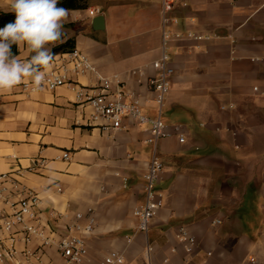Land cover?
I'll return each instance as SVG.
<instances>
[{"label": "crops", "instance_id": "1", "mask_svg": "<svg viewBox=\"0 0 264 264\" xmlns=\"http://www.w3.org/2000/svg\"><path fill=\"white\" fill-rule=\"evenodd\" d=\"M184 1L172 30L211 39L170 43L175 72L163 110L170 136L158 145L163 207L147 234L138 231L134 212L145 201L143 176L153 151L148 126L126 119L122 129L103 131L67 86L32 92L22 83L0 93V174L34 189L45 217L50 209L70 219L94 210L84 264H100L112 252L124 255L123 264H146L147 244L152 264H264V0ZM77 2L85 7L68 9L64 43L74 40L97 73L76 81L96 86L99 76H118L155 117L147 78L162 55L160 1ZM92 9L99 12L92 16ZM8 10V0H0V11ZM100 15L103 28L94 30ZM66 53L54 55L52 68ZM16 55L28 53L17 47ZM36 158L45 164L31 170ZM182 230L196 240L191 252L179 238ZM39 245L34 239L27 247ZM44 262L64 264L55 248L46 250Z\"/></svg>", "mask_w": 264, "mask_h": 264}, {"label": "built area", "instance_id": "2", "mask_svg": "<svg viewBox=\"0 0 264 264\" xmlns=\"http://www.w3.org/2000/svg\"><path fill=\"white\" fill-rule=\"evenodd\" d=\"M160 1V29L162 35V55L154 65L155 74L147 78L149 90L153 93L157 115L150 117L143 106L142 96L126 88V85L113 76L107 78L99 76L96 86L80 85L76 78L87 73H97L96 67L89 57L77 48L63 54L56 65L49 70L42 90L54 91L67 86L75 93L79 104H86L92 108L89 117L91 124H96L101 130H120L124 127V120L131 119L138 126H148L150 136L146 143L152 147V158L143 176L145 186V201L134 214L139 220L138 231L147 234L150 224L157 212L163 207V196L157 190V184L164 170V163L158 153L159 142L170 136L167 125L163 120V110L167 97L171 91V79L174 67L171 61L170 43L172 41H202L211 37L198 35L193 31L179 32L172 30L178 24L173 15L179 5L186 6L184 0ZM98 10H90L95 15ZM27 91H34L31 84H24ZM257 90V88H255ZM231 108L233 105L230 106ZM225 109V107H223ZM180 142H185L183 135ZM69 159L68 153L63 155ZM45 160H32L31 170L42 167ZM0 264H46L44 257L46 250L55 248L64 264H84L88 255V238L96 227L94 210L88 208L86 212H76L73 219L66 213L50 209L45 217L42 200L39 194L25 185L12 173L0 174ZM66 220L62 225L61 222ZM220 224L221 221H215ZM186 244V250L191 252L196 244L194 237L182 230L179 236ZM34 239L40 240L36 250L27 246ZM26 247L18 249V244ZM153 248L147 244L143 258L146 264H152ZM125 257L122 253L112 252L100 264H123Z\"/></svg>", "mask_w": 264, "mask_h": 264}, {"label": "clouds", "instance_id": "3", "mask_svg": "<svg viewBox=\"0 0 264 264\" xmlns=\"http://www.w3.org/2000/svg\"><path fill=\"white\" fill-rule=\"evenodd\" d=\"M58 0H8V11L16 19L0 28V93L11 92L20 84L40 91L55 61L51 48L64 43L63 28L69 11L57 7ZM16 45L28 53L24 59L13 55Z\"/></svg>", "mask_w": 264, "mask_h": 264}, {"label": "trees", "instance_id": "4", "mask_svg": "<svg viewBox=\"0 0 264 264\" xmlns=\"http://www.w3.org/2000/svg\"><path fill=\"white\" fill-rule=\"evenodd\" d=\"M57 7L64 9H79L84 8L85 6L79 4L77 0H58ZM16 19L15 12H1L0 11V28H3L6 24L14 22ZM74 48V40H68L63 45L53 49L51 52L53 55L57 53H65L71 51ZM11 51L13 55L17 54V46L12 45Z\"/></svg>", "mask_w": 264, "mask_h": 264}, {"label": "water", "instance_id": "5", "mask_svg": "<svg viewBox=\"0 0 264 264\" xmlns=\"http://www.w3.org/2000/svg\"><path fill=\"white\" fill-rule=\"evenodd\" d=\"M104 17L102 15L97 16L92 21V27L94 30H101L103 28Z\"/></svg>", "mask_w": 264, "mask_h": 264}]
</instances>
